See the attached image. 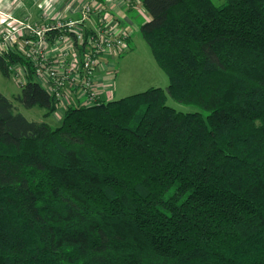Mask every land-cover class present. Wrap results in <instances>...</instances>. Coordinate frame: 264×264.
I'll list each match as a JSON object with an SVG mask.
<instances>
[{"label": "trees", "instance_id": "trees-1", "mask_svg": "<svg viewBox=\"0 0 264 264\" xmlns=\"http://www.w3.org/2000/svg\"><path fill=\"white\" fill-rule=\"evenodd\" d=\"M141 1L166 88L57 126L0 90V264H264V0ZM16 66L19 104L56 112L30 61L0 53Z\"/></svg>", "mask_w": 264, "mask_h": 264}, {"label": "built area", "instance_id": "built-area-1", "mask_svg": "<svg viewBox=\"0 0 264 264\" xmlns=\"http://www.w3.org/2000/svg\"><path fill=\"white\" fill-rule=\"evenodd\" d=\"M122 1L136 3L148 17L141 0ZM50 14L41 22L8 16L0 31V53L12 51L29 60L37 81L58 98L64 111L72 104L87 106L103 99L111 70L105 71L103 79L97 77V71L106 58L129 50L135 27L112 14L101 0L85 3L78 18H68L63 12ZM16 68L22 71L23 79L12 75L23 84L25 69Z\"/></svg>", "mask_w": 264, "mask_h": 264}, {"label": "rangeland", "instance_id": "rangeland-1", "mask_svg": "<svg viewBox=\"0 0 264 264\" xmlns=\"http://www.w3.org/2000/svg\"><path fill=\"white\" fill-rule=\"evenodd\" d=\"M214 1L216 4L220 3L219 0ZM137 13L139 15L136 17L135 25L133 24L135 29L132 32L129 50L121 56L111 58V71L106 76L107 82L102 95L105 100L120 99L145 91L150 87L166 88L169 85L168 74L158 64L151 46L139 29V25L146 21V12L137 10ZM12 72L16 75L19 74L22 78V71L18 68L13 69ZM13 75L7 77L3 75L0 69V90L14 101L18 110L30 120H46L53 126L59 125L61 120L57 119V115L60 113V116H63V107H60L57 112L49 117H45L46 110L44 108L34 107L28 109L19 104L17 96L21 93V82L16 80ZM168 104L183 112L200 110L196 105L176 101L171 96H168Z\"/></svg>", "mask_w": 264, "mask_h": 264}, {"label": "crops", "instance_id": "crops-1", "mask_svg": "<svg viewBox=\"0 0 264 264\" xmlns=\"http://www.w3.org/2000/svg\"><path fill=\"white\" fill-rule=\"evenodd\" d=\"M89 1L90 0H0V31L8 16L19 19L28 18L32 21L41 22L45 17L44 15L50 12L51 14L54 12H63L68 18H78L80 17L82 6ZM101 1L107 4L112 14L119 17L125 23L135 25L136 17L139 15L137 13V10H140L138 9L139 5L136 3L128 4L122 0ZM66 8H69V10H66ZM89 24L91 23L89 22ZM111 66V58H106L104 64H102L97 71V77L103 79L106 73L105 71L111 70ZM62 118L63 116H60L59 113L57 119L62 120Z\"/></svg>", "mask_w": 264, "mask_h": 264}]
</instances>
